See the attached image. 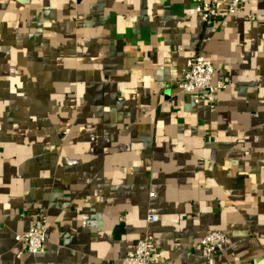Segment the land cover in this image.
Instances as JSON below:
<instances>
[{
	"label": "crops",
	"instance_id": "obj_1",
	"mask_svg": "<svg viewBox=\"0 0 264 264\" xmlns=\"http://www.w3.org/2000/svg\"><path fill=\"white\" fill-rule=\"evenodd\" d=\"M225 5L0 0V264H119L145 230L152 264H264V0ZM195 53L214 111L172 85Z\"/></svg>",
	"mask_w": 264,
	"mask_h": 264
},
{
	"label": "built area",
	"instance_id": "obj_2",
	"mask_svg": "<svg viewBox=\"0 0 264 264\" xmlns=\"http://www.w3.org/2000/svg\"><path fill=\"white\" fill-rule=\"evenodd\" d=\"M221 0H193L195 17L202 22H208L222 16L218 13L217 5ZM225 10L228 14L240 11L244 4L250 0H224ZM250 17V16H249ZM221 72L211 61L199 53L189 56L185 68L179 78L173 82L179 93H188L195 103L204 101L210 111L216 106L215 93L229 87L225 79H215V74ZM152 195V193L150 194ZM158 216L152 210L147 215L148 222H155ZM46 239V226L42 221L38 225L16 234L14 240L24 252L35 254L44 251ZM228 238L220 230L206 233L196 244L206 252L216 253L227 242ZM156 251L152 236L145 230L136 240L134 248L128 251L119 264H152L153 254Z\"/></svg>",
	"mask_w": 264,
	"mask_h": 264
},
{
	"label": "rangeland",
	"instance_id": "obj_3",
	"mask_svg": "<svg viewBox=\"0 0 264 264\" xmlns=\"http://www.w3.org/2000/svg\"><path fill=\"white\" fill-rule=\"evenodd\" d=\"M212 63V62H211ZM213 64V63H212ZM214 65V64H213ZM215 66V65H214ZM177 91V90H176ZM178 92V91H177ZM179 93V92H178Z\"/></svg>",
	"mask_w": 264,
	"mask_h": 264
}]
</instances>
